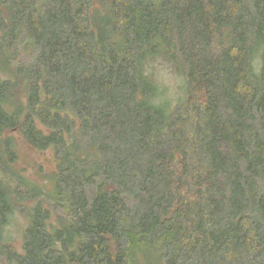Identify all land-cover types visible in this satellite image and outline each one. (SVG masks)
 <instances>
[{
	"label": "trees",
	"instance_id": "trees-1",
	"mask_svg": "<svg viewBox=\"0 0 264 264\" xmlns=\"http://www.w3.org/2000/svg\"><path fill=\"white\" fill-rule=\"evenodd\" d=\"M0 264H264V0H0Z\"/></svg>",
	"mask_w": 264,
	"mask_h": 264
},
{
	"label": "rangeland",
	"instance_id": "rangeland-1",
	"mask_svg": "<svg viewBox=\"0 0 264 264\" xmlns=\"http://www.w3.org/2000/svg\"><path fill=\"white\" fill-rule=\"evenodd\" d=\"M16 151L19 154V167L26 170L28 178L39 182V184H51V180L47 179L55 171V163L53 155L50 151L38 152L30 146L20 135L16 134ZM51 178V177H50ZM31 205V204H30ZM13 235L17 237L16 247L21 246V237L17 231H20L26 225V219L23 215H19L14 222Z\"/></svg>",
	"mask_w": 264,
	"mask_h": 264
},
{
	"label": "clouds",
	"instance_id": "clouds-1",
	"mask_svg": "<svg viewBox=\"0 0 264 264\" xmlns=\"http://www.w3.org/2000/svg\"><path fill=\"white\" fill-rule=\"evenodd\" d=\"M160 101H157V103H159Z\"/></svg>",
	"mask_w": 264,
	"mask_h": 264
}]
</instances>
